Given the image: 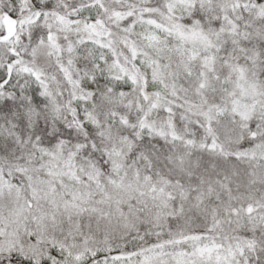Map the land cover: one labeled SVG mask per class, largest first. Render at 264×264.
Returning a JSON list of instances; mask_svg holds the SVG:
<instances>
[{"label": "snow or ice", "instance_id": "1", "mask_svg": "<svg viewBox=\"0 0 264 264\" xmlns=\"http://www.w3.org/2000/svg\"><path fill=\"white\" fill-rule=\"evenodd\" d=\"M0 264H264V0H0Z\"/></svg>", "mask_w": 264, "mask_h": 264}]
</instances>
